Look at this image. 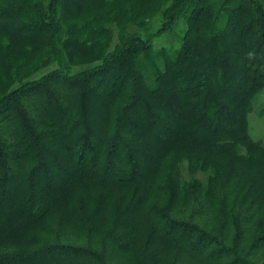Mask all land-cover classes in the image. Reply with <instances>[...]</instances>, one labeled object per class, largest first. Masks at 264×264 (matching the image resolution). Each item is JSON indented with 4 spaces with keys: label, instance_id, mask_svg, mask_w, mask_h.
Instances as JSON below:
<instances>
[{
    "label": "trees",
    "instance_id": "trees-1",
    "mask_svg": "<svg viewBox=\"0 0 264 264\" xmlns=\"http://www.w3.org/2000/svg\"><path fill=\"white\" fill-rule=\"evenodd\" d=\"M263 91L264 0H0V264H264Z\"/></svg>",
    "mask_w": 264,
    "mask_h": 264
},
{
    "label": "rangeland",
    "instance_id": "rangeland-1",
    "mask_svg": "<svg viewBox=\"0 0 264 264\" xmlns=\"http://www.w3.org/2000/svg\"><path fill=\"white\" fill-rule=\"evenodd\" d=\"M160 21H161L160 16H157L151 21V23L148 26V29L145 31H141V33L144 36H147L150 32L154 31L160 26ZM184 26H185L184 23L181 22L174 33L167 34L159 38L156 41V45H155L156 51L162 48H167L170 51L177 49L180 45V37L182 35V30ZM81 69H82L81 67H75L73 68V71L77 72ZM263 105H264V91L260 93L255 99L253 105V112L249 115V120H250V133L252 137L254 138V140L261 141L264 144V115L260 114ZM186 166L187 164L185 163L182 165V168L185 178L189 179L188 172L184 170ZM198 177L201 179L203 178L201 174H198ZM122 261L123 264H129L128 261L125 262V259H123Z\"/></svg>",
    "mask_w": 264,
    "mask_h": 264
}]
</instances>
